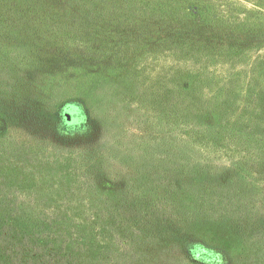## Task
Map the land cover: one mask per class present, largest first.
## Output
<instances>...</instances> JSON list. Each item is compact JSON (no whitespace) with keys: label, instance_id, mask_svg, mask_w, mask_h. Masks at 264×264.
Segmentation results:
<instances>
[{"label":"rangeland","instance_id":"obj_1","mask_svg":"<svg viewBox=\"0 0 264 264\" xmlns=\"http://www.w3.org/2000/svg\"><path fill=\"white\" fill-rule=\"evenodd\" d=\"M28 1L0 11L19 264H264V0Z\"/></svg>","mask_w":264,"mask_h":264},{"label":"trees","instance_id":"obj_2","mask_svg":"<svg viewBox=\"0 0 264 264\" xmlns=\"http://www.w3.org/2000/svg\"><path fill=\"white\" fill-rule=\"evenodd\" d=\"M7 1L8 0H0V7H1L0 11L3 10L6 6H8V9L10 8V6L15 7V3L10 2L9 3L10 6H9ZM17 1L18 2H25L28 0H17ZM33 1L36 2V5H38V3L41 2V0L40 1L39 0H31V2H33ZM65 1H66L67 5L68 4L74 5L75 4L76 6H79L82 8H91L92 5L95 6L94 4H97V3H98L97 5L104 4L107 0H65ZM115 1L119 2V4L122 3V5H124V8H126L129 11V13H133L134 11H132V10H136L140 6L148 7V8H146L147 11L145 12V15L148 16L147 20H151V21L155 20L157 24L160 23L161 25H165V23H168V18H167L168 11L164 10V9H160L157 5H153L151 0H115ZM149 2H151L150 5H149ZM111 4H113V6L115 5L113 3V0H111ZM151 6H154V7L151 8ZM94 17H97V15H93L90 18H94ZM136 20H137V18H136ZM80 24H78V27ZM82 25H84L86 27L88 26L87 23L86 24L84 23ZM78 27H77V29H78ZM78 30H76L75 33H78ZM169 33H171V32H167V34H169ZM173 50H176V49L174 48ZM182 73H183V71H182ZM170 89H171V87L168 85H165V83H164V85L162 86L163 95H166L167 94L166 91H169ZM178 101H181V99H179ZM180 109L181 108H179V110ZM180 111H182V109ZM183 114H185V113H183ZM257 128H258V130L261 129V134H259V131L257 130V135H259L260 140H262L264 142V128H260V126H257ZM171 141H172V143L169 144L170 142L163 139L162 140L163 146H160V144H158V145L154 144L153 146H155L154 148L157 147L161 152H167L168 154H170L169 151H167V150L170 149L174 143V140H171ZM252 145H254V144H252ZM150 146H152V144H150ZM161 159H162V157H161ZM162 164L169 167L170 165L172 166L175 163L172 161V162H168V163L163 162ZM169 177H171V176H169ZM172 179H173V177H171L170 180H172ZM21 208H23V203L18 202L17 199H10L7 201L0 200V255L2 258V262H10V263L14 262L15 264H19V262L21 260L25 261L27 257H30V259H31V257H33L36 253H39V251H41V249L39 247H36V245H33L29 242V239L33 236V234H26L25 229L19 228L17 225L12 224L13 221L17 220V217H15V216L18 215L19 213H21L20 212ZM19 239L21 241H18ZM27 246H34L33 251H35V252L28 254L27 250L29 248ZM44 254H45V256H48V257L49 256L52 257L54 255V253H53V255H50V253L48 254L47 250L44 251ZM66 257L68 258V260L70 259L69 254H66ZM60 259H61V261H63L62 257H60ZM50 261H51V258H50ZM50 264H53V263L50 262ZM54 264H56V263H54ZM81 264H83V261H81Z\"/></svg>","mask_w":264,"mask_h":264}]
</instances>
